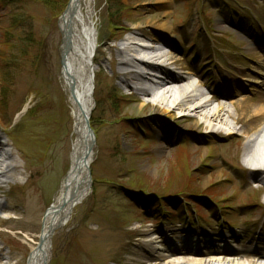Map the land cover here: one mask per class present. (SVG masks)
Instances as JSON below:
<instances>
[{"label":"rangeland","instance_id":"374dc122","mask_svg":"<svg viewBox=\"0 0 264 264\" xmlns=\"http://www.w3.org/2000/svg\"><path fill=\"white\" fill-rule=\"evenodd\" d=\"M1 1L0 135L20 166L21 183L30 181L26 188L35 189L34 206L41 208V230L69 170L72 120L61 77L60 19L70 0H49L47 5L29 0ZM87 2L98 29L93 58L94 107L89 123L96 138L89 168L91 186L69 221L54 231L48 264H143L137 261L148 251L154 233L158 239L152 240L164 249L169 244L182 246L186 238L193 240L200 235L217 244L220 235L231 232L240 234V248L257 245V240L264 238V185L252 180L245 168L229 169L219 163L223 156L232 165L241 166L240 139L203 129L190 132L186 126L191 121L180 122V110L147 116L144 131L139 126L132 129V123L140 120L136 119L139 103L123 101L131 92L121 86L119 78L112 79L119 66L107 61L108 52L104 61L100 49L124 48L131 29L141 27L145 38L171 44L168 50L176 62L166 66L169 70L177 73L192 68L201 87L220 89L227 79L237 83L235 78L260 68L258 63L264 67V0ZM230 13L233 19L227 17ZM254 95L249 88L240 87L232 96L235 103L230 107L236 117H242L237 128H258L260 121L242 113L256 102ZM113 124L122 132H133L130 139L134 143L126 150L121 138L116 139L109 129ZM159 124L170 145L163 156L151 146L152 140L140 137L157 139L159 133L154 129ZM117 148L121 149L119 154L114 153ZM138 162L143 168L137 167ZM195 188L201 191L190 198L187 191ZM158 202L167 203L162 207L164 215L167 209L170 214L177 213L175 206L189 209V219L177 223L158 218ZM0 217L13 215L0 212ZM8 226L0 224V234L6 237L0 239V248L14 258L0 264H28L34 244Z\"/></svg>","mask_w":264,"mask_h":264},{"label":"bare ground","instance_id":"6f19581e","mask_svg":"<svg viewBox=\"0 0 264 264\" xmlns=\"http://www.w3.org/2000/svg\"><path fill=\"white\" fill-rule=\"evenodd\" d=\"M160 1L157 0V3ZM60 29L63 37L61 77L72 120L69 168L74 162L75 151L78 146L88 147V164L90 167L94 160V147L96 144L95 135L89 130L88 125H90L91 112L94 107L93 80L95 68L93 58L97 49L98 29L95 26L93 14L89 10L87 0H70L65 13L60 19ZM163 31L169 32L166 24H163ZM130 34L131 37L127 39L124 48L104 46L100 49V55L105 61L108 52L110 58L107 61L114 66H119L112 79L119 78L121 86L131 92L123 96V101L125 103H139V112L136 119L140 120L139 123L137 121L132 123L134 119L129 121L130 124H133L132 129L139 126L144 131L146 127L144 120L147 119V116L170 115L174 109L169 107H172V104H167L166 97H171L173 91H175L174 89H177L176 96L182 98V102L178 107L176 106L182 113L179 121H191L186 129L190 132L203 129L209 134L240 139V149L243 150L241 166L232 165L223 156H221L219 163L229 169L240 170L245 168L252 180L264 185V67H261L258 63L260 68L252 69L251 74L245 75V77L235 78L237 83L227 79V83L223 84L222 88L213 92V103L221 102L214 111L209 113L208 110L212 106V101H203L202 94L185 95L188 94L189 90L195 91V87L191 85L186 87L185 94H183V91L180 90L183 80L166 67L176 62L175 57L168 50L171 44L158 38H145L146 35L141 27L131 29ZM140 38H144L148 42L146 47L140 46L141 42L144 44V40ZM50 41H54L53 35L50 36ZM50 60L52 61V58ZM49 65H53V62H49ZM189 75L192 79L191 82L200 83L193 74ZM238 84L241 85L238 87ZM240 87L249 88L255 94L256 102L250 104L249 108H244L242 113L248 112L260 121L257 129L249 128L246 131L241 127L237 128L242 117L235 118L231 113L232 107L230 109V106L235 103L232 96L236 94ZM155 91L161 93L155 97ZM163 94L167 96H163ZM228 119L232 120L236 126H230L227 123ZM217 124L222 125V127L218 128ZM151 128L153 129L152 126ZM109 129H111L116 139L121 138L125 150L128 144L134 143L130 139L134 137L133 132H122L118 124H113ZM154 130L159 133L157 139L143 134H140V137L147 141L152 140L151 146L156 149L160 156H163L164 153L170 150V145L166 141L168 138L166 131L160 124ZM9 147L8 142L1 134L0 199L2 200H0V212L11 213L13 218L0 217V224L9 223L10 231L26 235L34 244L28 264H48L50 240L54 231L63 227L69 221L73 209L85 199L87 191H84L74 204L78 191L69 186L70 179L66 175L53 205L47 210L40 230L41 208L34 206L35 189L26 188L30 181L21 183L23 173L20 171V166L14 161V155ZM120 151L121 149L117 148L114 153L119 154ZM137 167L143 168L142 162H138ZM11 188H17V192L12 193ZM200 236L203 237V240L200 239ZM200 236L191 241L187 240L179 247L169 244L163 250L156 246L158 241H151L147 245L148 251L144 252L142 250L145 254H141L140 260L137 262H143L144 264H206L207 261L210 264L216 261L223 264V261H225L230 264H259L260 260H264L258 259L262 255L259 252L258 246L260 245L258 244L264 247V238H259L257 245L247 244L241 250H236L231 244L242 243L239 241L241 239L239 233H223L219 236V245L214 244L211 239H207V235ZM104 237V240L108 239L106 236ZM154 238L158 239V237ZM0 239L5 240L6 237L0 234ZM222 257H237L240 260H224ZM12 258L14 257L5 255L3 249L0 248V262H6ZM244 259H252V261L245 263Z\"/></svg>","mask_w":264,"mask_h":264},{"label":"water","instance_id":"95a60500","mask_svg":"<svg viewBox=\"0 0 264 264\" xmlns=\"http://www.w3.org/2000/svg\"><path fill=\"white\" fill-rule=\"evenodd\" d=\"M89 130L90 126L88 125ZM88 147L78 146L75 151L74 162L70 165L69 171L67 173L68 178L70 179L69 186H72L78 191L76 200L74 204L80 197V195L87 191V195L91 186V176L90 169L88 164Z\"/></svg>","mask_w":264,"mask_h":264},{"label":"trees","instance_id":"16d2710c","mask_svg":"<svg viewBox=\"0 0 264 264\" xmlns=\"http://www.w3.org/2000/svg\"><path fill=\"white\" fill-rule=\"evenodd\" d=\"M29 1H37V2H39L41 4H46L47 5V1H49V0H29ZM1 2L2 1L0 0V4H2ZM217 5L220 6L219 3ZM199 191H201L199 188H195V189H192V191H187V193L190 194V195L192 194V196H190V198H193L195 195H197L199 193ZM149 200H152V199H149ZM156 204H158L157 207H158V209H160L159 212L156 210L157 211L156 213H158L157 215H159V216H157L158 218L159 217H163V218L166 217L165 219L167 221L173 222V221H178V219H185V218L189 217V214H190L189 209L186 210L182 206L181 207L175 206V208H177V211H178L177 213L170 214V211L167 209V211H168L167 215L166 214L164 215V213H163L164 210L162 209V207L166 208L167 207L166 206L167 203L164 204L163 202H158Z\"/></svg>","mask_w":264,"mask_h":264}]
</instances>
